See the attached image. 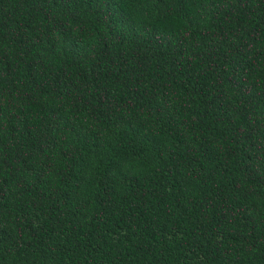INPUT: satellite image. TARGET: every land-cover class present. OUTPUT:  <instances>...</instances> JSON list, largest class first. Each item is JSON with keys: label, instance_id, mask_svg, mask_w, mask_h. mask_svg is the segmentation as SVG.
Wrapping results in <instances>:
<instances>
[{"label": "trees", "instance_id": "obj_1", "mask_svg": "<svg viewBox=\"0 0 264 264\" xmlns=\"http://www.w3.org/2000/svg\"><path fill=\"white\" fill-rule=\"evenodd\" d=\"M0 264H264V0H0Z\"/></svg>", "mask_w": 264, "mask_h": 264}]
</instances>
